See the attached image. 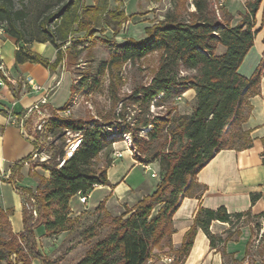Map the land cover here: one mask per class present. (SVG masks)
Instances as JSON below:
<instances>
[{
    "label": "trees",
    "instance_id": "1",
    "mask_svg": "<svg viewBox=\"0 0 264 264\" xmlns=\"http://www.w3.org/2000/svg\"><path fill=\"white\" fill-rule=\"evenodd\" d=\"M19 1L25 0H0V23H6L5 31L25 44L51 42L57 48V58L51 62L20 46L15 54L18 64L40 63L53 69L66 63L67 52L63 47L74 31V24L84 16L86 20L80 21L83 29L96 26L101 20L111 26L113 20L123 24L128 19L125 11L107 10V0L83 9L81 18L78 0H54L58 11L46 15L40 22L38 35L29 37L26 14L18 7ZM213 1L172 0L173 7L164 18L146 28V37L128 39L109 61L101 63L99 75L110 71L115 64L136 61L151 53L160 54L159 67L149 84L135 89L132 95L140 112L133 121L126 123V131L133 138L136 159L158 162L159 182L151 194L133 207H126L121 215H112L101 202L95 209L97 216L84 232L86 241L96 239L76 264H145L155 250L165 252L167 249L174 254L169 264H184L199 229L206 233L212 248L221 250L227 241L238 238L241 224L248 220L255 222L256 231L261 228L260 218L264 217V212L255 215L251 210L230 213L224 205L216 209L202 206L182 245L175 249L172 244L173 215L181 201L188 196L201 198L206 190V186L197 181L198 172L221 150H243L254 144L246 123L253 110L251 98L261 94L264 53L250 77L241 74L239 68L254 45L258 32L254 30L256 14L264 0H247L246 13L236 25H232L233 15L223 5L220 6L222 15L217 13ZM191 5L194 9L189 8ZM119 28L121 25L117 31ZM220 46L224 47L223 52L219 51ZM76 88L73 85L72 93ZM190 88L196 90L195 105L190 113L181 112L173 100ZM112 99L116 105L117 93L112 94ZM152 104L167 108L166 112L152 113ZM122 117L126 118L124 114ZM46 128L59 137L66 130L81 132V145L63 166L57 167L56 160L43 164L51 176L39 177L34 195L38 217L34 219L25 212V228L19 235L12 232L8 214L0 207V264H12L14 254L22 264H30L33 258L44 264H54L42 253L35 228L44 225L51 236L75 230L79 219L71 217V198L79 192L90 194L95 185H110L107 169L113 159L106 155L103 167L98 161L112 142L106 140L98 120L51 117ZM143 128L148 129L144 135ZM2 131L0 125V134ZM262 143L264 147V138ZM55 148L51 157H62L64 145ZM261 155L264 164V149ZM257 197V194L252 195V202ZM217 220L230 224L226 235L211 232V224ZM103 228L107 229L106 233L100 236ZM253 242L252 238L248 254ZM223 252L225 264L237 262Z\"/></svg>",
    "mask_w": 264,
    "mask_h": 264
},
{
    "label": "crops",
    "instance_id": "2",
    "mask_svg": "<svg viewBox=\"0 0 264 264\" xmlns=\"http://www.w3.org/2000/svg\"><path fill=\"white\" fill-rule=\"evenodd\" d=\"M124 2L126 14H129L128 8L131 4H135L134 7H137V10L141 4L143 8H149L145 1L141 3L140 0H124ZM245 2L246 0L225 2V9L233 15L232 25L238 24L243 19L246 13ZM0 27L3 28V26ZM3 30L0 33V61H3L8 77L6 86L0 90V125L3 126L0 134V207L8 214L12 232L19 235L25 228V212L29 211L34 219L38 217L33 215V207L37 210V205L32 201V197L35 199L39 177L51 176L49 170L30 162L34 143L31 137L22 134L19 121L50 87H53L52 95L49 103L41 105V111L45 113L47 107L57 111L61 110L70 102L73 94L72 87L76 81L72 72L66 68V63H60L53 69L40 63H16L15 54L20 46L29 48L51 62L57 58V48L51 42L34 41L30 44L18 42L4 28ZM254 30H258L254 45L239 68V72L247 77L255 72L263 58L264 1L256 14ZM222 49L224 47L220 46L219 51L222 52ZM31 80L41 86V90H33ZM186 97L189 98L191 105L186 113H190L195 105L196 90L187 89L182 99ZM251 103L253 110L246 127L251 129L253 146L243 150H221L198 172L197 181L205 185L206 190L201 198L185 197L175 211L173 215L175 230L172 234V244L175 249L182 245L186 232L193 225L195 215L202 206L216 209L224 205L230 213L251 210L255 215L264 212V164L261 155L264 149L262 143V138H264V77L261 81V94L253 96ZM39 118L37 111L29 112L25 118L27 131L31 136L35 135L30 128L32 127L31 121ZM113 145V163L107 169L110 185H96L85 204L80 201L79 194L74 195L70 200L72 218L81 219L82 215L87 212L88 216L91 213V218H94L93 216L98 214L95 209L101 202L105 203L107 211L112 215H121L126 207H133L156 189L159 178L155 177L157 181L152 183L147 173L153 165H156L153 171L157 172L158 162H141L136 159L133 148L127 149L122 142H113ZM120 152L122 155L118 156L117 153ZM18 190L23 191L24 194ZM254 194L258 197L252 202ZM94 197H96L95 201L90 202L89 200ZM261 223L264 226V222ZM241 225L243 226L240 228L238 238L227 241L221 250L212 248L206 233L199 229L184 264H225L226 257L223 251L231 259L237 260L229 264H251V254L247 253V249L251 239L256 237L255 222L248 220ZM228 229H230L228 222L218 220L213 221L210 227L211 232L217 235H226ZM68 232L64 231L58 236H51L46 233L44 225L36 227L37 243L42 253L52 259L58 247L57 241L59 242L60 238ZM156 252H159L158 264L164 256H169L163 251L156 250ZM11 261L12 264H22L18 262L16 254L12 255ZM30 264L44 263L38 258H33Z\"/></svg>",
    "mask_w": 264,
    "mask_h": 264
},
{
    "label": "rangeland",
    "instance_id": "3",
    "mask_svg": "<svg viewBox=\"0 0 264 264\" xmlns=\"http://www.w3.org/2000/svg\"><path fill=\"white\" fill-rule=\"evenodd\" d=\"M79 1V18L83 15V9L92 7L97 3L103 4L105 0H78ZM145 1L149 8H143V4L140 5L139 10L134 7L135 4H131L128 8V19L123 24L114 21L111 26H107L102 23V20L96 24V26L90 25L88 28L83 29L81 20H86L84 16L78 22L74 24V31L69 37V41L66 43L63 50L67 52L66 68L73 74V78L76 81V92H73L70 105L67 108H71V113L66 118L59 119H84V120H98L102 124V129L106 140L111 141L101 157L98 164L103 167L105 164L106 155L112 158L114 152L113 142H122L128 148H133V138L130 132L126 131L127 122L133 121V117H136L140 112V106L134 102L132 95L135 89L149 84L153 75L156 73L159 62L160 54L158 52L151 53L142 59L136 61H127L115 64L110 71L105 72L103 75L98 74V69L104 61H109L118 51L123 43L130 38L141 39L146 33V28L152 26L164 18V14L173 7L172 0H140ZM190 1V0H188ZM224 0H214L213 7L217 13L221 16L222 9L220 6L225 7ZM247 2V0H246ZM245 2V7H246ZM107 10L111 12L125 11L126 6L124 0H107ZM18 7L23 8L26 14L25 24L30 35H38V29L40 27L41 20L50 13H56L59 9L58 4L54 0H25L19 1ZM223 7V8H224ZM133 8V9H132ZM194 9L191 5L189 7ZM137 10V11H136ZM227 10V9H226ZM88 16V15H87ZM162 16V17H161ZM103 17V15H102ZM131 17V19H129ZM118 23V25L116 24ZM116 24V25H115ZM54 25V22H52ZM121 28L118 30V26ZM5 29L6 23H0ZM222 52L224 49L221 50ZM99 81H95V80ZM90 84V85H87ZM117 93V104L114 105L112 94ZM183 94L177 96L173 102L177 104L178 108L181 107V112H186L190 108L189 98L182 99ZM135 100V99H134ZM127 107H124V105ZM171 104V105H174ZM167 108L162 106L151 105L150 110L152 113H165ZM45 113L55 117H62L63 112L61 110L47 109ZM124 114L126 116L120 118ZM111 120H108L109 118ZM51 117H47V122ZM38 120V119H37ZM31 121V131L38 136L40 144H37L35 151L38 154H47L50 156L48 163H53L54 160L51 156L56 151V146L63 144L64 147L67 143V139L70 137L67 132L63 135L54 136L48 132V129L44 128L43 131L35 133V124L37 122ZM147 128H143L141 133L144 135L147 132ZM80 147V146H79ZM38 148V149H37ZM40 151V152H39ZM113 159V158H112ZM43 166V165H41ZM156 165L148 171L147 175L150 177L152 183L159 178V169L157 170V178L152 176L153 169ZM96 197L90 199L95 201ZM74 203V202H73ZM29 213V211H28ZM92 215H82L81 219L76 222L75 230L65 233L61 240L57 241V250L52 257L54 264H76L84 255L85 251L90 247L94 241H86L84 232L92 224ZM94 217V216H93ZM91 219V220H90ZM261 222H264V217L260 218ZM106 228H103L100 236L106 233ZM264 226L258 228L256 237L254 238V247H252L251 264H264ZM58 236V235H54ZM156 250L153 252L152 261L148 260L145 264H158L159 258ZM164 253L169 254L174 258V254L166 250ZM254 261V262H253ZM257 262V263H256ZM163 264V263H159Z\"/></svg>",
    "mask_w": 264,
    "mask_h": 264
},
{
    "label": "built area",
    "instance_id": "4",
    "mask_svg": "<svg viewBox=\"0 0 264 264\" xmlns=\"http://www.w3.org/2000/svg\"><path fill=\"white\" fill-rule=\"evenodd\" d=\"M223 1L224 0H221V2H223ZM3 31H4L3 28L0 27V33H2ZM7 77H8L7 69H6L3 61H0V90L4 86H6L7 82L5 79ZM30 84H31V87L33 90H35V91L41 90V86L36 85L35 83H33L32 80L30 81ZM52 91H53V87L48 88L45 91V94L38 100V102L29 108V112L37 111V113L40 116V118L37 120V122L35 124V133L36 134H37V132L44 130V128L47 124V117H55V116H51V115H48L46 113H43V111H41V105H45V104L49 103V99H50V96L52 95ZM61 111L63 112V115H61L62 117H57V118H66L71 113V108H67V105H66L65 108L62 109ZM29 112H27V114H25L24 117L19 121V127H20L22 134L31 137V140L34 143V149L30 155V158H29L30 162L36 163L39 165H43L45 163L48 164V162H50L49 161L50 156H48L47 154H44V153L43 154H35V146H37V144H40V143H39L37 135L31 136L27 131L25 118H27V115ZM65 132H67V134L70 137L67 139V143L64 147V155L62 157L58 158V160H57L58 161L57 167L63 166L65 161L68 159V155L71 154L72 152H74L75 147H79V145H81V142H82V133L81 132H75V131H71V130H66ZM117 155L121 156L122 153L121 152L117 153ZM29 159H28V162H29ZM152 176L156 177L157 173L153 171ZM18 192H20L21 194H24L23 191L18 190ZM78 194L80 196V201L85 204L89 198V194H82L80 192ZM32 201L34 203H36V200L33 197H32ZM33 215H34V217L38 216L36 207H33ZM172 261H173L172 257L164 256L161 263L169 264Z\"/></svg>",
    "mask_w": 264,
    "mask_h": 264
},
{
    "label": "bare ground",
    "instance_id": "5",
    "mask_svg": "<svg viewBox=\"0 0 264 264\" xmlns=\"http://www.w3.org/2000/svg\"><path fill=\"white\" fill-rule=\"evenodd\" d=\"M79 146H80V145H79ZM78 148H79V147H75V151H76ZM37 149H38V148H37ZM75 151L68 155V159H69L70 157L73 156V154L75 153ZM39 152H40V151H39ZM35 154H38V153L35 151Z\"/></svg>",
    "mask_w": 264,
    "mask_h": 264
}]
</instances>
